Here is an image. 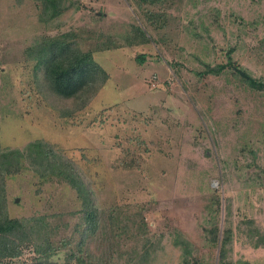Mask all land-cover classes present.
I'll use <instances>...</instances> for the list:
<instances>
[{
    "label": "rangeland",
    "instance_id": "374dc122",
    "mask_svg": "<svg viewBox=\"0 0 264 264\" xmlns=\"http://www.w3.org/2000/svg\"><path fill=\"white\" fill-rule=\"evenodd\" d=\"M71 1L54 27L39 21L34 0H0V148L42 138L71 158L93 189L99 226L81 262L67 259L74 239L59 240L76 235L80 201L67 183L27 167L5 176L9 215L59 225L52 264H119L133 240L114 238L115 206L160 237L149 264H179L172 228L192 241L195 264H217L203 228L223 227L228 204L229 254L264 264V246L237 227L252 218L264 229V90L228 66L195 72L225 62L231 48L238 67L264 79V0ZM62 33L105 71L82 77L71 95L54 90L30 56L42 37ZM102 45L110 47L93 50ZM34 256L23 247L0 264H38Z\"/></svg>",
    "mask_w": 264,
    "mask_h": 264
},
{
    "label": "trees",
    "instance_id": "16d2710c",
    "mask_svg": "<svg viewBox=\"0 0 264 264\" xmlns=\"http://www.w3.org/2000/svg\"><path fill=\"white\" fill-rule=\"evenodd\" d=\"M34 2L39 10L37 13L39 21L55 27L59 25L60 14L73 1L34 0ZM64 38L63 33L55 37H42L41 44L31 51L30 56L36 59L35 68L42 66L44 75L54 90L63 95H71L81 84L82 77L94 73L98 69L101 73L105 71L94 60L92 50L71 49V43H67ZM129 41L127 40L126 43L129 44ZM109 47L102 45L94 47L93 50ZM231 50L229 48L226 51L225 62L205 63L204 67L195 72L198 75L218 74L228 66L252 88L264 90V79L256 78L243 68L238 67L230 56ZM144 59V53L136 55L137 61L143 62ZM237 68H240L248 76L242 75ZM23 167L31 169L41 178L53 177L63 181L75 191L80 201V207L75 212L78 219L73 224V232L76 235L63 236L59 242L64 246L74 239L75 246L67 248L66 258H78L81 262L86 238L94 233L99 226V208L94 192L73 160L42 138L28 140L22 146L0 148V262L19 256L22 253V248L28 247L35 252L36 257H34L39 262L38 264H52L50 258L61 246L55 244L54 238L59 225L50 224L45 215H9L5 176L18 173ZM230 215V208L227 204L225 225L219 228L217 224L212 223L203 228L204 235L218 246L217 264H256L241 257L234 259L229 254L233 234L232 226L228 223ZM108 217L115 239L133 240L126 252L116 254L119 264H149L157 252L160 237L148 231L147 222L143 217H133L122 212L117 206L111 209ZM61 225H66V222H62ZM240 225L253 246H264V229L258 227L252 218L239 220L237 227ZM170 236L173 245L177 246L180 251L179 264H195L196 257L192 241L178 228H172Z\"/></svg>",
    "mask_w": 264,
    "mask_h": 264
},
{
    "label": "water",
    "instance_id": "95a60500",
    "mask_svg": "<svg viewBox=\"0 0 264 264\" xmlns=\"http://www.w3.org/2000/svg\"><path fill=\"white\" fill-rule=\"evenodd\" d=\"M238 71L242 74V75H245V76H248L247 74H245L240 68H237Z\"/></svg>",
    "mask_w": 264,
    "mask_h": 264
}]
</instances>
